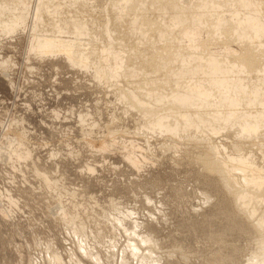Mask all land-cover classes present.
Listing matches in <instances>:
<instances>
[{
  "label": "rangeland",
  "instance_id": "1",
  "mask_svg": "<svg viewBox=\"0 0 264 264\" xmlns=\"http://www.w3.org/2000/svg\"><path fill=\"white\" fill-rule=\"evenodd\" d=\"M39 1L0 0L1 14H6L9 9V12H13H7V16L2 14L8 18V21L6 18L5 20L9 26L4 18L0 21V264H246L255 255V251L259 254L262 245L258 249V244H264V239L259 237L264 238V231L262 233L259 229L255 230V225L252 224L254 222L251 223L241 213V209L236 208L247 201L241 194H238L239 197L234 196L236 193L233 191L238 192L239 189L242 192L240 183L245 186L243 190L247 188L241 171L232 170L237 166H244L247 171L255 169L264 172V130L260 131L262 133L257 130L256 134L254 132L247 138L244 134H239L241 131L233 130L236 127L232 125L217 133L211 132L210 135L205 132L206 136L202 135L216 146V151L223 153V157L238 160V165L230 170L235 173V177L240 175L237 180L241 182L235 183L234 188L238 189L229 191L223 178L204 170L200 163H195L200 152L203 155L206 148L211 147L206 149L209 151L213 146L205 142L202 144L201 140L204 139L201 133L188 130L184 131V135L182 132H178V135L176 133L174 138L173 134H170L172 137L169 133L161 135L150 127L145 130V120L141 114L128 107L125 101L118 100L119 94L116 91L119 92L120 88L125 91L133 86L130 87L129 83L126 85L128 77L123 87L119 85V88L114 82L116 79L124 81L125 78L122 77L123 68L115 66L117 60L116 65L123 66L119 56H115L119 45H122H118L116 39L113 42L111 38V41L106 40L109 36L104 30L109 27L107 6L112 5L115 9V6L120 7L124 1L112 0L116 2L113 4L111 0H85V7L90 8H85L88 10L84 11L87 15L89 12L92 14L88 17L96 16V19L91 18L93 23L97 20L96 25L100 28L102 22H107V28H100L104 33L97 31L99 28L96 30V25L88 22L84 8L82 9V18L85 14V19L80 20H84L85 26L92 28L91 31L94 30L95 33L99 32L102 38L106 35L104 40L97 33L100 42H95L96 45L93 46L91 43L94 40L91 42L86 35L79 36L78 42L74 40V36H70L73 34L52 33L48 29L50 23L46 24L50 22L48 18L43 21L44 25H48L43 29L45 32L48 29L52 34L45 33L41 28L39 30L34 22L38 15L34 12L35 8L38 4L41 6L43 0L41 3ZM246 1L252 2L264 21V0ZM66 3L67 1L64 4ZM69 3L71 2L68 0L67 4L70 5ZM222 4L224 9L232 8L229 5L225 7L223 0L221 5L219 3L221 8ZM45 5V11L51 12L50 4ZM63 5L60 7L62 14L68 11L67 8L64 11ZM41 10L46 15L44 9ZM53 11L51 14L47 12V15H53ZM226 14H222L223 19L229 21V13ZM149 16L151 18L153 15ZM18 17L22 20L19 21ZM165 21H161L162 26ZM52 22L57 24L55 20ZM32 24H36L35 30ZM194 27L189 30L190 36L187 30L189 28L184 27L187 31H182L183 26L181 30L176 25L180 32L174 26L170 27L172 37L177 34L176 38L179 39L186 32L191 37L193 32L196 36L193 37L204 41L207 31H203V27L200 31V27H197V36ZM37 28L42 35L37 34ZM179 32L182 33L181 36ZM169 33L171 34L170 29ZM216 33L215 35L220 34ZM44 34L47 38L55 34L61 42L74 40L78 45L82 43L80 46L83 50V43L87 50V42L93 48L99 46V56H108L107 59L112 61L110 64L102 56L104 59H100L104 63H100L101 67L105 65V68H109L113 64L117 74L121 71L122 75H115L116 69L112 65L110 73H115L109 75L111 78L101 77L93 70V66H83L81 62L76 66V62L61 52L45 51L35 54L31 50L32 41L35 36L45 37ZM229 37L225 39L230 43L232 39ZM185 39L182 40V45L186 46L189 39ZM221 39L223 38L217 39L219 44L215 45L216 49L209 42L210 46L206 50L217 55L230 51L239 53L238 45L233 43L228 44L230 50L225 48L226 52L225 44L220 46L223 43ZM166 40L161 43L165 45ZM102 42L104 45L100 44ZM109 42V46L117 42L112 45V51H109ZM101 45L105 49L100 48ZM131 45L134 50L135 44H123V54L129 52ZM138 47L142 49L141 46ZM226 47L229 48L227 45ZM105 51L109 52L104 55ZM111 52L117 60L110 55ZM173 52L172 49L168 51ZM105 63L109 64L106 66ZM96 74L100 79L105 77V80H98ZM113 76H116L115 79ZM181 82H185L184 79ZM122 103L127 106H122ZM254 144L257 145L256 149ZM219 180L225 181V184ZM253 203H257V208L260 202L257 200ZM253 203L252 206L255 207ZM262 203L264 212V201ZM262 208L260 207L261 211ZM258 210L256 218L260 217L259 214H264ZM253 230L262 234L257 236ZM133 246L139 249L133 251Z\"/></svg>",
  "mask_w": 264,
  "mask_h": 264
},
{
  "label": "bare ground",
  "instance_id": "2",
  "mask_svg": "<svg viewBox=\"0 0 264 264\" xmlns=\"http://www.w3.org/2000/svg\"><path fill=\"white\" fill-rule=\"evenodd\" d=\"M53 1L51 0V3H49L50 0L49 2H46V0L45 1L43 0L41 6L39 4L38 6H36L35 8L36 11L34 12L38 14L37 21H35L36 20L35 16L33 19H35L34 22H36L37 25L32 24L33 26L36 25V27H39V30L40 28L43 29L44 27H47L48 25H44L45 23L43 21L45 20V18H48V20L50 19L49 20L50 22H46L47 19L45 22L46 24L48 23L51 24V25L49 24L48 29H50L52 33H55V34L69 33L68 35L73 34L70 36H74L75 37L74 40L75 39L77 40V38L81 35L83 36L86 35L91 39L90 40L91 42L92 40H94L91 43L92 46L96 45L95 42H100V40L98 41L99 37H101L99 35V32L103 30V29L100 30V28L101 26H103V28H107L106 27L107 22H104V23L102 22V24L104 25L100 24V28L97 27L98 26L96 25L97 20H95V23H93L94 21L92 20L94 17H95L94 19H96V16L91 17L92 18L91 19L90 17H88V15H92V14H89L90 13L89 12L87 15L86 14L87 12H85L86 10L90 8L89 6H88L89 8L85 7L86 5L84 4L85 0H69L71 2L69 3L70 5L67 4L68 0H53ZM66 1H67L66 3L67 7L65 6L66 4H64ZM100 1H103V0H100ZM104 1L109 2V0L107 1L104 0ZM123 1L124 3L120 7L115 6V9H113L114 6L111 5L114 2V1L112 2V0H111L112 3L111 2L109 3L111 6L109 7L107 6L108 12H109L108 14L109 18L107 17L108 18L107 21H108V24L110 25L107 24V26L109 27L107 28V30H104V32H106L105 34L106 35L108 34L109 36V38H106V40H110L111 38L112 41L111 40L110 41L113 42L116 39L118 41V45L119 43L122 46L123 44H126V46L127 44H131V43L135 44L136 48H133L134 50H132L133 45H131L130 49L129 50L127 49L129 52H124V54L122 52L123 48H125L124 46L122 48V46L119 45L120 48L118 50H116L117 49L116 47L115 50L117 52H115V56H117V58L119 56V61L120 59L121 61H123V62L120 61V63H122L123 66L116 65L118 64L117 63L118 60L116 59V57H114V53H113L114 51L111 52L112 54L110 53V55L111 56L113 55L115 59L113 57L112 58L114 60H117V62L115 61L116 63L115 66H117L118 68L122 67L124 69V71L123 69L121 70L124 73L122 77L123 78L125 77L124 81L122 79H119V81L117 79L113 81L116 84H118V87H119V85L122 86L124 82H126L125 79L127 77L129 78V80L126 82L127 84L126 83L125 84L126 85L130 84V87L133 86V88L131 87L129 89H125L128 87L124 86L125 87L124 88L125 91H124L122 88L119 87L121 90L118 88L120 91L119 90H118L119 92L116 91V94L120 95V96L118 95V98H119L118 100H121V102L125 101L128 107L130 106V108H134L138 113L141 114V117L145 120V123H144L145 130H148L147 128L150 127V129L152 128L153 130H156V132L161 133V135L164 133H167V134L169 133L168 135L173 134L172 136L174 138H175L174 135L176 133L178 135L179 134L178 132L180 133L182 132L184 135L185 133L184 131L187 132L188 130L189 131L195 130V133L198 131L199 133H201V136L202 135L206 136L205 132L211 135L213 132L217 133L218 130H221V129L225 130V128L228 129V127L229 126L231 127L232 125L238 128L237 130L234 127L235 129L233 130H236L237 132L241 131V133L239 134L240 135L244 134L245 137L247 138L251 137L250 135H252L254 132L256 134L257 130L259 131V133L263 132L264 130V63H263L264 61V21H262L259 11L255 9V7H253V4L251 1L248 3L246 0H223V3H225V7L229 5V7H232L231 9L228 7L224 9V4H222L223 8H221V6H219V3L221 5L222 0H218V3L216 2V0H194V1L188 0L185 2L184 1L181 2L180 0H123ZM186 2L187 4H185ZM114 3L116 4V2ZM45 4L51 5V7L49 5V9L51 10V12L48 10L45 11L46 9ZM61 5L65 6L64 11L66 8H67L66 11L67 10L68 11L70 10V11L63 12L62 14L63 10H60V7H62ZM69 7H71V9H69ZM41 8L44 9V11L46 12V15L44 14V12L42 13ZM52 8H54L53 9L54 11L52 10ZM85 8H88V9L85 10ZM5 9L8 10V8H6V5H5ZM82 9L83 11L85 10L84 12L86 16L91 19L90 20L87 17H85V14H84V17L88 20V22H92L93 25L95 24L96 30L99 28V30H97L99 31L97 32L99 37L96 35L97 33H95L94 30H92L93 32L91 31L92 28L89 29L85 26V22H83L84 20L83 21L80 20V18H82L83 13H84L82 12ZM9 11H6V14ZM52 11L55 12L53 14L54 17H51L53 15L50 16ZM47 12H50V14L47 15ZM9 13H13V12H9ZM2 14L4 16L9 15V14L6 15L5 13H2ZM2 14L0 12V21L2 20V18H4V20L6 18ZM148 14L149 15L152 14L153 16H151V18H148L150 17ZM222 14L228 15L230 17L228 19L229 21H225V19H223L224 15L222 16ZM100 15L101 14H99V16ZM146 15H148V17H146ZM14 17H15L14 19H16V16ZM84 17L82 19H85ZM6 19L8 21V18ZM101 19L103 20V18ZM155 19H158V20H155ZM165 19L167 21H165ZM20 20L22 19H19V21ZM51 20L52 21L55 20V22L57 21V24L53 23ZM104 21H106V19ZM161 21L162 23L163 21H165L166 24L164 22L165 25L163 24L162 26ZM169 22L173 24V26L175 27L174 28L175 30L180 27L182 30V26H183L182 31L188 30L189 36H190L189 30L191 27L193 28L195 26L194 28L197 31L196 35L198 34L197 27H200V31H201V27H203L202 28L203 31H207V33L205 32V34H207L206 36H208V38L204 34L205 39L207 40L205 41L204 39V41L201 42L199 39L197 40V38H195L196 36L195 34L193 35L192 31H191L192 35L191 37H189L188 34L186 35V33L188 32L183 33L185 34V36H183L182 33H180L181 30L177 29L178 31L180 30L179 36L182 35L184 37L183 39H185V37H188L185 40L189 39L186 46L182 45L183 39H181L180 41V38H182V36L179 37V39H177L176 36L178 35L174 32L176 36L172 37L173 32L171 31L170 27H173V26ZM176 25H177V28H176ZM12 26L13 25H11V27ZM161 27H163V29ZM184 27L189 28V29L184 30L185 29ZM168 28L170 29L171 34L169 33ZM48 29L46 32L47 34H50L51 32L49 33ZM34 30H35V26H34ZM36 30H38V28ZM39 30L38 32L36 31L37 34L40 33V35H42L43 33L41 34ZM5 31H6V28H5ZM43 31L45 32V29H43ZM215 32L220 33L219 34L220 36L217 33H216L217 35H215ZM55 34L52 35L50 38H47V36H45L46 34H44L46 38L43 36L42 37L35 36L34 40L32 41L33 44H32L31 50H33L35 54L45 53V51H52L53 53L61 52L64 54V56H67L69 59L76 62L75 63L76 66H77V63L79 62L84 64L83 66H85V64H87L88 66L89 65L93 66L94 67L93 70L96 71L98 75L99 74L102 75L101 77L108 76L111 78L112 74H114L115 72H116L115 75H118L117 69L113 64L112 65L115 67L116 71L115 72L113 71L112 74L110 73L111 72L110 69L112 68V65H110L111 68L109 66L110 69L107 67L108 71L106 70L107 68H105V65H102V67L104 68L101 67L100 63L102 64L104 63L102 62L104 58H101L103 55L99 56V52H98L99 46H97V48H93L90 45V43L87 42L86 46L89 44V46L91 47L88 46L87 48L88 50L90 48V50L88 51L87 49H85L84 43L82 45L84 46V50H83L82 49L83 47L81 48L80 46L82 43L78 45L77 42L76 43L74 42V40L73 42L71 41L72 43L66 42V41L61 42L62 40L58 38L57 36H55ZM106 35L104 37H106ZM228 35L231 36V38ZM197 36H199V34ZM95 37H97L96 38L97 41H95L96 40ZM219 37L223 38L221 39L222 40L221 42L223 43L220 42L221 43L220 46L221 45L224 46L223 44H225L224 50L225 48L227 51L228 49L230 50V47L228 44L231 45L233 43V44H236L235 46L238 45L237 48L238 50H240L238 51L239 53L238 54L235 53L234 50H232L234 52L230 51L229 53L226 50L225 51L227 53L221 50L222 52H224L223 55L222 54L220 55L211 54L212 52L211 53L208 52V50L206 49L210 45L211 47L215 45L218 46ZM226 37L227 38L229 37L230 40L232 39L230 43L227 41V39H225ZM103 38L101 37L100 39H103ZM213 38L214 39L216 38V40L218 39L217 40L218 43L216 40L215 42ZM160 39L161 40L163 39L161 42H164L165 39H167L166 40L167 42L165 43V45L160 42ZM211 39L212 41H210ZM103 42L100 44L104 45ZM111 42L108 43V46L109 44H111ZM209 42H210V45H208ZM211 42L215 44H211ZM115 44H117V42L112 45H115ZM112 45L109 46L110 47L109 49H111ZM226 45L229 48H227ZM138 46H141L143 50L140 48L142 50L141 51ZM216 46H215V49H216ZM104 47L101 45L100 48H104ZM112 49L114 50L113 47ZM112 49L109 51H112ZM171 49L174 50V52L168 53V51ZM101 51H104V50H101ZM109 51H105L104 55H106V53ZM123 51H125V49ZM125 54H128V55L125 56ZM107 57H105V60L107 59ZM112 58L110 57V59ZM107 60L111 64L112 61L109 59ZM3 64L5 65V63ZM72 65H74V63ZM87 68L90 69L89 67ZM118 71H120V69H118ZM98 75H97L98 80H102V79L105 80L104 79L105 77L100 79ZM119 75L120 76L122 75L121 71L119 72ZM119 75L118 77H120ZM113 77L115 79L116 76H113ZM106 79H107L106 81V84H107L108 78ZM130 79H132L133 81L135 80L134 84L132 83L133 81ZM182 79H184L185 82H181ZM120 81H122L123 83L120 84L121 83ZM135 83H136V86H135ZM111 85L109 84V86ZM116 86H114V88H117ZM111 88L113 89V87ZM123 105L127 106L125 105V103H122V106ZM148 132L150 131H147V133ZM151 134H154V133H151ZM209 134L207 135L210 136ZM168 135H166V137ZM263 135H264V132H263ZM203 139L204 140H201L202 144L204 142L209 143V145L212 144L210 143V140L208 142L206 137H203ZM262 145L263 144H261V146ZM237 146H238V143H237ZM237 146H235L234 144L235 148ZM242 146L243 145H241V147ZM210 148H206V149H210ZM256 148H257V145L255 149ZM206 149H205L206 153L203 151L204 152L203 155L201 152H200L201 155L198 152L199 153L197 157L198 160L194 162L197 164L200 163L199 165H201V167L204 170L208 171L209 173H216L221 178H223L226 181V184H228L226 188H228L229 191H231L230 189H232L233 191L234 186H236V184H239L241 182V180H239L240 182L237 180L238 178L240 179V175H236L237 177H235L234 176L235 173H232V171L234 170L241 171L240 174L241 176H243V180H245L247 190L246 189L243 190L245 186L241 185L240 183V186L239 185L238 186L239 187L242 186L241 188L242 192L240 193L239 189L236 187L239 193L237 191H233V193L234 192L236 193L234 194V196L241 194V196L247 201V203H243V205H240L238 203L239 205L237 204L238 206H236V208L238 207V209H241L242 212L241 211L240 212L243 213L245 218L249 219L250 222L252 221L255 223L254 224L251 222L253 225H255L254 226L255 230L259 229L263 233L264 214H259L260 217L256 218L255 213H257L258 209L260 210V212L264 213L263 208H262V204H263L262 202L264 201V172L262 170H255V169L252 171L251 170L247 171V169L244 166H242L241 168L240 166H237L231 171L230 169L234 165H238V160H236L237 161L236 163V161L233 158L228 157L226 159L225 157H223L224 156L222 155L223 153L221 154L219 150L216 151L215 145H213L212 149L209 151ZM238 153L240 154V151ZM219 181H223V180H219ZM225 181H223V183ZM236 188L234 189L236 190ZM252 189L254 190L252 191ZM230 193L233 194L232 192ZM257 200L258 202H260L257 205V208L259 206L258 209L256 208L257 203H253L254 201L257 202ZM252 203L253 205H255V207L252 206ZM260 207L262 208V211ZM255 230L253 231L255 234H257V236L259 235V233L262 234L261 232L259 233L255 232ZM259 238L264 239L263 237H259ZM259 240L257 239V241ZM255 245L256 244H254V246ZM259 247H261L260 248L261 252L259 251L258 252L259 254H256V251H255L254 252L255 255H252L251 259L248 258L249 260H248V263L246 264H264V244H258V249ZM137 249L139 248H136V246L135 247L133 246V251H137ZM251 254H253V252Z\"/></svg>",
  "mask_w": 264,
  "mask_h": 264
}]
</instances>
